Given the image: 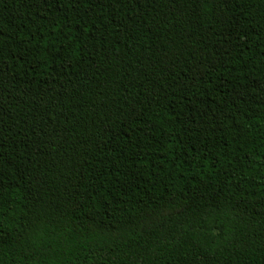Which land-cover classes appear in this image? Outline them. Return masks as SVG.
Instances as JSON below:
<instances>
[{
	"label": "trees",
	"instance_id": "1",
	"mask_svg": "<svg viewBox=\"0 0 264 264\" xmlns=\"http://www.w3.org/2000/svg\"><path fill=\"white\" fill-rule=\"evenodd\" d=\"M0 264H264V0H0Z\"/></svg>",
	"mask_w": 264,
	"mask_h": 264
}]
</instances>
